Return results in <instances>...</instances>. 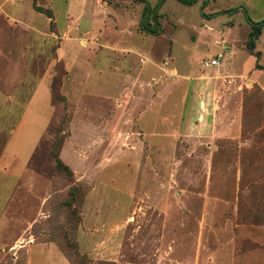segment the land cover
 <instances>
[{
  "label": "rangeland",
  "instance_id": "rangeland-1",
  "mask_svg": "<svg viewBox=\"0 0 264 264\" xmlns=\"http://www.w3.org/2000/svg\"><path fill=\"white\" fill-rule=\"evenodd\" d=\"M188 1L0 0V264H264V0Z\"/></svg>",
  "mask_w": 264,
  "mask_h": 264
},
{
  "label": "crops",
  "instance_id": "crops-1",
  "mask_svg": "<svg viewBox=\"0 0 264 264\" xmlns=\"http://www.w3.org/2000/svg\"><path fill=\"white\" fill-rule=\"evenodd\" d=\"M78 3H79V0H70V2L67 4V15L69 13H71V14L74 13V10H75L76 5ZM139 4L142 5V3H139ZM257 50L262 53V57H263V55H264V27H263V30H262V34L260 35V37H259V39L257 41ZM211 69H214V68H211ZM138 82H140L139 79H138ZM144 82H146V81H144ZM42 83L43 82L40 81L39 85H36V87H35V89H34V91L32 93V96H31V98L29 100V103L26 106V108L24 110V113L22 115V119H21L22 121L17 126V128H16V130L14 132V135L12 136V138H11L9 144H8V147H7V151H10L11 147H15V152H16V153H14L15 158H17L18 160H21V162L24 163V164H26V162L29 160V158L31 157V155H32V153L34 151V148L36 146V142H37V139H38V135H37V124H36L35 121L33 123V127L23 128V125H24V123H25V121L27 119L31 120V118L33 116H34V120L40 119L39 116H41V115H38V116L33 115V113L31 112L30 109L32 108V104L38 99V97L40 95L43 94L45 97L47 96V93H48L47 88L45 87V89L43 90L42 88L44 86L42 85ZM41 90H43V92H41ZM41 118L43 119L45 117L41 116ZM21 133H24L23 135H25L23 143H21L19 141L20 139H22V137L19 139ZM40 134L42 135L41 129H40L39 135ZM16 142L18 144L14 146L13 144L16 143ZM12 178L15 179V178H17V176H12ZM2 181H3V176H2Z\"/></svg>",
  "mask_w": 264,
  "mask_h": 264
},
{
  "label": "trees",
  "instance_id": "trees-1",
  "mask_svg": "<svg viewBox=\"0 0 264 264\" xmlns=\"http://www.w3.org/2000/svg\"><path fill=\"white\" fill-rule=\"evenodd\" d=\"M133 1L144 4L140 29L149 35H157V33L162 31V27L159 22L158 7L160 8L163 5L164 0H161V2L158 3L154 8L150 6L147 0H133ZM180 1L186 2L188 4L193 2L188 0H180ZM33 6L36 11L46 14L49 18L53 17L51 10L49 9L44 10L42 7L37 6L36 0H33ZM250 26H251V31L249 34V38L246 42V47L249 50V52L255 57L256 60L255 68L258 70H264V66L260 63L262 53L257 50V41L260 35L262 34V30L264 27V20L260 22L251 21ZM55 89H56L55 81H53L51 86L52 95H54ZM57 166L61 168L63 172L67 169L61 160L57 161Z\"/></svg>",
  "mask_w": 264,
  "mask_h": 264
},
{
  "label": "built area",
  "instance_id": "built-area-1",
  "mask_svg": "<svg viewBox=\"0 0 264 264\" xmlns=\"http://www.w3.org/2000/svg\"><path fill=\"white\" fill-rule=\"evenodd\" d=\"M223 55L221 53L217 54L216 56H212L203 61L204 68H216L219 67L222 63Z\"/></svg>",
  "mask_w": 264,
  "mask_h": 264
}]
</instances>
